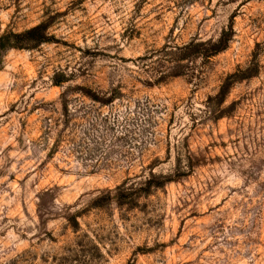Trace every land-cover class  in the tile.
<instances>
[{
    "label": "rangeland",
    "instance_id": "obj_1",
    "mask_svg": "<svg viewBox=\"0 0 264 264\" xmlns=\"http://www.w3.org/2000/svg\"><path fill=\"white\" fill-rule=\"evenodd\" d=\"M1 38L0 264H264V0H0Z\"/></svg>",
    "mask_w": 264,
    "mask_h": 264
},
{
    "label": "trees",
    "instance_id": "obj_2",
    "mask_svg": "<svg viewBox=\"0 0 264 264\" xmlns=\"http://www.w3.org/2000/svg\"><path fill=\"white\" fill-rule=\"evenodd\" d=\"M39 29H41V27H39V28H35L34 30H32V31H36V30H39ZM32 31H30V32H27V33H25V34H23V35H14V37L16 38V39H18V38H26V42H34V43H37V42H46V38L45 37H40L39 39H33L31 36H30V33H32ZM30 36V37H29ZM1 41H2V38L0 39V43H1ZM17 48H19V47H17ZM220 51V49L219 48H215V49H212V51L211 52H214V53H216V52H219ZM156 186V185H155Z\"/></svg>",
    "mask_w": 264,
    "mask_h": 264
}]
</instances>
